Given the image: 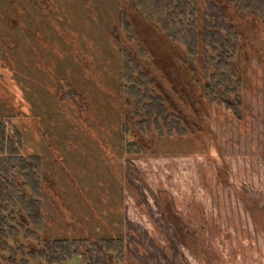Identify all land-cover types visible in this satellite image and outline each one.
<instances>
[{"label":"rangeland","instance_id":"rangeland-1","mask_svg":"<svg viewBox=\"0 0 264 264\" xmlns=\"http://www.w3.org/2000/svg\"><path fill=\"white\" fill-rule=\"evenodd\" d=\"M87 1L91 4L94 19L98 18L101 21L100 25H95L90 20L92 23L90 31L96 35L91 40L90 37L86 40H72L69 47L84 50L82 55H85L82 58L74 54L72 58L63 54L61 57L63 60L58 61L61 67L58 68L59 71H56V76L73 84L74 87H78L79 91L85 93L91 101L89 112L86 115L83 113L80 115L78 112L80 117L87 116L84 120L78 119V123L75 121L74 105L69 99L66 103H59L49 98L51 97L49 93H53V88L47 90L49 92L46 91L47 94L44 92L43 84L53 86L55 73L46 72L45 67H41V69H45L41 71L34 65V62L39 59V54H44L45 50L38 42V38L26 35L23 29H26L25 24L31 21V27L41 28L40 36L45 39L43 42L46 45H52L55 48L54 45L57 44V49L61 51L69 49L65 38L59 37L58 41L54 40L55 26H61L62 22L64 25H70L75 22V19L80 18L81 13L84 12L80 7L82 0H57L59 7L57 14L45 22L27 2L21 4L22 12H26V16H23L22 19V15L14 13L6 0H0V35L5 36V32H8L6 37L15 46L10 52L15 61L14 77L16 83L25 89L23 96L26 98L27 111L32 109L41 115L42 123L51 135V141L58 147V152L66 158L65 168L58 162H52L51 154L47 151L44 152L43 168L48 172L50 182L55 185L59 203H62L65 214L71 213V217L76 218L78 226H82L93 236H98L100 231L96 227L102 228L105 222L111 224L118 232L116 226L121 217L118 214L122 209L123 194L120 185L123 182L125 171L127 172L129 168L127 173L131 172L134 163H126V166L123 164L124 158L122 160L119 147V133L115 127L117 119L113 110H108L106 107L108 102H117L114 98L115 87L118 83L117 52L114 49L117 42L112 37L107 42L99 36L102 29L109 28L117 10L113 0ZM60 13L61 21L58 17ZM3 17L7 18L9 22L2 20ZM18 18L25 21L23 29L13 26V21ZM243 20L240 22L241 20L237 19L245 38L244 41L248 46L252 44L258 50H263L264 41L256 39L257 24L252 21L250 16H245ZM23 21H21V25ZM70 28L73 26L70 25ZM108 46L110 47L108 48ZM32 48H35L36 52ZM46 50V52H50L48 48ZM87 59L92 62L88 64L89 68L82 71L78 64H81V60ZM157 74L160 77L159 73ZM15 92L19 94V89L16 88ZM106 96L109 99L106 100ZM211 107H213L211 114L214 115L211 122V136L208 138L204 136L207 139L210 138L211 142L209 150L202 154V165L205 161L207 162V168L202 166V179L206 176L210 179L212 173L220 176L218 180L215 177L216 187L214 189L215 194L219 192V196L214 198V206L210 205L212 203L209 201L207 207L217 210L218 204L221 203L220 208L229 210L237 209V207L242 209L248 205V208L253 209V213L260 211L259 213L262 215L256 219V227L262 230L263 237L261 239L258 234L255 235L258 240L254 243L256 254L252 257L250 255H252L253 248L250 252L249 239L245 241L246 246H241L238 249V246H235L233 239L235 233L233 232L229 238L227 236L229 241L220 240L218 242L217 254L212 251L207 253L214 257L215 264H264L263 53L260 55V59L252 58L247 66L242 121L236 122L223 108L213 105ZM185 112L188 113V110ZM191 116L193 115L191 114ZM30 125L33 126V122ZM101 142H105L107 146L102 147ZM104 147H107L109 152H105ZM159 150L162 151L160 148ZM175 160L180 161L179 159ZM164 163L163 161V166ZM181 163L182 167H179L180 170L175 172V177L180 174L193 175L196 171L187 161L182 159ZM140 167L144 169V165ZM160 171L162 172L163 169L158 165L155 172L160 173ZM204 186L202 187V201L205 202L208 198H206L207 193ZM126 189L127 197L132 198L133 194L130 192L128 184ZM48 191V193H52L51 189ZM220 196L222 200H219ZM228 199L232 200L231 208ZM59 203L56 202L57 206ZM136 208V200L133 197L127 203V220L130 223L128 240L133 242L141 236L137 234L136 230L137 226L142 224L141 222L136 223L138 219H141L136 216L138 212V210L136 212ZM45 210L44 230L46 234L68 236L70 234L68 225L64 222L60 210L54 207L50 199L46 200ZM68 216L64 217L66 221L67 218L70 219ZM146 219L150 221L149 217ZM146 225L148 226L149 223ZM78 226L74 225V231L78 235H83L84 231H81ZM103 231L104 234H107L105 229ZM220 234L225 233L221 232ZM224 237L226 236L224 235ZM240 239L242 236H239ZM163 250L168 251L166 256L169 264H174L171 258L173 253L169 249ZM155 253H157L156 250ZM149 256L151 257V254ZM68 264H84V262L79 255H74Z\"/></svg>","mask_w":264,"mask_h":264},{"label":"flooded vegetation","instance_id":"flooded-vegetation-1","mask_svg":"<svg viewBox=\"0 0 264 264\" xmlns=\"http://www.w3.org/2000/svg\"><path fill=\"white\" fill-rule=\"evenodd\" d=\"M23 2H27L33 10L37 11L44 22L45 20H49L54 14H57L59 10L57 0H40L37 6L30 0H16L17 7L21 11H15V7L12 4L10 5L14 13L22 15V19L23 16H26V12H22L21 8ZM113 2L117 13L113 16L109 28L102 29L99 37L107 42L112 37L117 42V46L114 47L117 52V70L119 71V60L122 49L128 54H132L134 51L136 55L133 56L138 58V61L146 50L147 55L143 60L145 64L141 66L163 84L174 102L182 104L183 109L185 111L188 110V113L190 112L193 115L191 116V114L185 112L188 116L186 119L190 126V134L195 138L197 145L189 144L178 147V149H167L169 151L159 150L156 153L148 152L146 154L127 155L120 151L122 160L124 158L123 164L125 166L126 163L129 164L130 162L134 164L132 165L131 172L127 173L129 168L127 172L125 171L123 182L120 185L121 193L123 191V194L122 209L120 213L118 212V215L121 217L116 226L118 232H116L111 224L105 222L102 228L96 227L100 231L98 236H107L110 232L121 235L126 246V264H169L168 257L166 256L168 251H164L163 249H169L173 253L171 258L174 264H215L214 257H211L207 252L212 251L217 254L218 250L216 248L218 242L220 240H228L231 232L235 233L233 234V239L238 249L241 246H246L245 241L249 239L250 252L251 248H253L252 255H250L252 257L256 254L254 252V243L258 240V237L255 235L258 234L261 239L263 237L262 230L256 227V219L262 215L259 213L260 211L253 213V209L248 208V205L242 209L236 205L237 209H232L231 206L233 204L231 199H228L231 204V209L229 210L220 208L221 203L218 204L217 210L207 207L209 201L212 203L210 205H213L214 198L219 196V192L215 194L214 189L216 187L215 177L218 180L220 175L212 173L210 174V179L207 176L202 179V166L207 168L206 161L202 165V154L210 148L211 141L210 138H207L211 136L212 131L211 122L214 115L211 114V110L213 107L203 97L201 99L200 95L194 91L196 84L190 76V73L201 72L202 65L195 64V67H193L187 63L184 60V55H189L188 50L181 44L182 42H179L178 39L174 41L173 38H175L174 35H180L178 20L194 21L198 30L203 34L206 11L211 9L217 13H221L226 23L231 25L232 29L236 31L232 45L231 61L242 75V111L240 116L237 117L222 106H213L225 109L236 122H241L244 117V91L247 66L252 58L260 59V55L264 54V45L263 50H258L252 44L248 46L244 41L245 38L237 19L239 18L240 22H242L245 16H250L252 21L258 26L256 29V39L264 41V0H247V3H244V0H113ZM81 5V10H84V12L83 14L81 13L80 18L75 19V22L70 24L73 28H70V25H64L63 22L61 26H55L54 40L58 41L59 37L65 38V43L69 48L63 51L57 49L58 45L56 43L54 45L55 48L52 45H46L43 42L45 39H42V36H40L42 34L41 28L31 27V21L26 24L25 21L19 20V18L13 21L14 27L21 29L25 24L26 29L22 28L24 33L38 38L37 40L44 48L45 53L39 54V59L34 62V65L41 71L45 70L41 69V67H45L46 72L55 73L54 81L52 80L53 86L43 84L44 92L46 93L47 90L53 88V93L47 91L51 95L50 99L59 103H66L70 100L74 105L76 112L75 121L77 123L78 119L84 120L87 118V116L83 118L80 115L81 113L86 115L89 112V107L91 106H89V103L91 101H89L90 99L85 93L79 91L78 87H74L73 84H69V82H65L62 78L56 76V71H59L58 68L61 67L58 61L61 60L63 54L72 58V55L76 54L83 58L85 54L82 55V52L84 50L73 49L69 45L72 44V40H86L89 37L91 40L96 35L90 31L92 26L90 20L93 21V24L100 25L101 21L98 18L97 20L94 19L92 16L90 2L82 0ZM162 11H169L171 13V17L167 20L169 34L165 33L164 30H160L157 25L159 20L163 21L164 16L160 14ZM217 13L215 14L217 15ZM58 17L61 21V13ZM21 21H23L22 25ZM6 36H8V32H5V36L0 35V40H6V44L11 48L8 51L4 49L0 52V73L4 75V78L0 79V94L8 98V102L13 105L15 103L22 105L23 110L34 113L32 109L31 111H27L26 98L23 96V90L25 89L15 81V61L13 55L10 53L12 47L15 46H13V42H10V39ZM47 48L50 52H46ZM32 49L36 52L35 48ZM90 62H92L90 59L81 60V64H78V66L83 71L89 68L88 64ZM157 73H159L161 78ZM15 87L19 89V94L15 92ZM107 99L109 98L106 96ZM185 102L191 105L190 109L184 107ZM78 112H80V115ZM204 136H207V138ZM175 159H179L180 161H176ZM182 159L189 162L188 164L196 171L200 166L198 171H195L193 175L180 174L175 177V172L180 170L179 167H182ZM163 161L165 162L164 166ZM141 165H144V169L140 167ZM158 165L163 169L160 173L155 172L158 169ZM167 171H169L168 174H171L170 176H167ZM197 177H199L201 184V190L198 191L195 190L196 182L194 181V178ZM127 184L130 192L133 194L131 197H134L136 200V212L138 210L136 216L140 217L141 219L138 220L143 222V224H139L137 227L141 228L142 226H147L146 223H149L148 226H153L154 228L147 232L148 237L154 240V248H137V245H141V243H137L138 239L134 242L128 240L130 223L127 220V203L132 198L127 197ZM203 186L206 188V198L208 199L205 202L202 201L200 204L190 201L196 191L195 194L200 192L202 195ZM56 199L59 203V196H56ZM219 200H222L221 196ZM59 204L60 208L64 209L62 203ZM198 204L202 205V216H190L186 212V209L195 207L198 210ZM158 209L162 212V216L154 215V212L156 213ZM146 213L150 221L146 219L147 216L142 215ZM60 214L62 218L63 215H69L70 219L67 218L66 221L63 218V220L68 225L69 233L77 234L74 231V225L78 226L76 218L71 217V213L65 214L63 210H60ZM78 227H80L81 231H84L83 235L89 234L82 226ZM103 228L107 234H104ZM221 232L225 234L221 235ZM137 234L143 235V232H138ZM239 236H242V239L239 240ZM91 237L96 236L92 235ZM155 250L157 253H155ZM141 253L142 255H140ZM244 253L247 254L245 251ZM150 254L151 257L149 256Z\"/></svg>","mask_w":264,"mask_h":264},{"label":"trees","instance_id":"trees-1","mask_svg":"<svg viewBox=\"0 0 264 264\" xmlns=\"http://www.w3.org/2000/svg\"><path fill=\"white\" fill-rule=\"evenodd\" d=\"M6 1L15 11H21L16 0ZM30 1L37 6L40 0ZM206 13L203 34L194 21L178 20L182 33L179 31L173 40L178 39L188 50L189 55H184L187 63L202 65L201 72L190 73L196 84L194 91L209 105L222 106L238 117L243 102L242 75L231 61L236 31L221 13L213 9ZM160 14L164 22L159 20L158 28L169 34L167 20L171 13ZM6 42L0 40L4 43L0 44V52L11 48ZM133 55L134 51L128 54L121 50L114 93L117 102L106 103L117 119L121 153H156L159 148L165 151L178 149V145H197L182 104L174 102L163 84L141 66L147 51L139 61ZM184 107L190 109L191 105L185 102ZM50 138L39 113L26 112L22 105H13L0 94V264H68L74 255H79L84 264H126L121 235L46 234V200L64 209L57 206L55 185L43 168L44 152L51 154L52 162L66 166V158ZM101 145L107 146L105 142ZM104 149L109 152L107 147Z\"/></svg>","mask_w":264,"mask_h":264},{"label":"crops","instance_id":"crops-1","mask_svg":"<svg viewBox=\"0 0 264 264\" xmlns=\"http://www.w3.org/2000/svg\"><path fill=\"white\" fill-rule=\"evenodd\" d=\"M168 173H169V171H167V176H170L171 174H168ZM199 180H200L199 177L194 178V181L196 182L195 190H197V191L198 190H201V184H200V181ZM194 194H193V197L194 198L192 197V199H190V201L198 202L199 204L202 203V195L200 194V192L197 193V194H195V195ZM201 207H202V205H199L198 210L195 207L188 208V209H186V212L190 216H193V217H199L200 216L201 217L202 216V208ZM142 215H145V217H146L148 214L146 213V214H142ZM154 215H156V216H162V212L160 211V209H158V211H156V213L154 212ZM140 222L141 221L137 220L136 223H140ZM141 223L143 224V222H141ZM153 229H154L153 226H142L141 228H138V227L136 228L137 233L138 232H143V235H141L140 238H138V240H137V243H141V245H137V248L138 247L154 248L153 247L154 240L152 238L148 237V235H147L148 230L151 231ZM140 255H142V253Z\"/></svg>","mask_w":264,"mask_h":264}]
</instances>
